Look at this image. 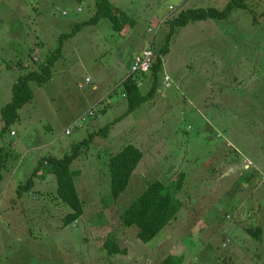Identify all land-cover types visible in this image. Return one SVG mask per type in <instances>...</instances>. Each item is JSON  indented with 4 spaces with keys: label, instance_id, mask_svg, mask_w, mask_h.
Wrapping results in <instances>:
<instances>
[{
    "label": "rangeland",
    "instance_id": "rangeland-1",
    "mask_svg": "<svg viewBox=\"0 0 264 264\" xmlns=\"http://www.w3.org/2000/svg\"><path fill=\"white\" fill-rule=\"evenodd\" d=\"M230 1L109 0L136 23L120 34L108 19H93L96 0H0V130L16 79L39 71L59 37L87 22L62 41L51 79L32 86L19 120L0 137L7 163L0 264H166L168 257L170 264H264V0H246V9L224 20L190 22L169 42L164 25L155 35L145 29L182 10H222ZM153 37L155 54L168 46L157 89L126 114L122 81L133 55ZM150 77L140 76L141 95ZM119 117L70 166L83 201L76 222L64 226L70 209L55 196V177L43 166L33 195L16 196L42 159L70 154ZM128 144L143 157L115 204L105 163ZM175 172L184 177L176 195L181 210L151 241L137 240L136 228L122 227L119 213L149 183H167ZM110 238L126 253L103 248Z\"/></svg>",
    "mask_w": 264,
    "mask_h": 264
},
{
    "label": "trees",
    "instance_id": "trees-1",
    "mask_svg": "<svg viewBox=\"0 0 264 264\" xmlns=\"http://www.w3.org/2000/svg\"><path fill=\"white\" fill-rule=\"evenodd\" d=\"M246 0H231L229 4L222 10L214 8L202 9H186L180 11L171 18H164L158 24V28L154 31V35L163 29L168 28V36L166 41H170V37L176 32L178 28L186 26L190 22L203 21L207 19L224 20L230 12L234 9H246ZM95 15L93 19L106 18L110 21L115 32L123 34L125 25L130 22L127 13H123L117 7L110 4L109 0H96ZM173 10V8L171 9ZM91 20L90 22H92ZM87 22H81L75 25L73 31L63 34L59 37V44L56 48L55 55L47 57L46 62L39 67V71H29L24 75L19 76L11 87V97L9 102L1 108V121L3 126L0 130V137L2 134L11 131L10 127L19 120V110L28 103L32 97V86H41L51 79V69L60 55L62 41L70 38L78 27H83ZM153 28V27H151ZM148 32V31H147ZM151 33V32H148ZM154 46L152 43L149 47ZM167 43L154 57L151 68L146 74H150L151 87L145 95L140 93V76L145 73H136L126 75L122 81L123 95L127 99L126 114L135 111L142 103L151 99L157 89L156 74L161 65L162 58L167 52ZM152 50V49H151ZM153 51V50H152ZM131 68V63H130ZM35 86V87H36ZM122 117L114 119L113 122L100 128L99 131L89 134L88 138L76 144L72 148L70 154H65L62 158H55L47 156L42 159L28 177L25 184L16 190V196H21L22 193H30L33 187V180L37 176L39 169L43 166L49 173H52L56 180L55 196L62 203L66 204L70 212L62 217L64 226L73 224L83 214V201L80 199L74 182V172L71 171L70 166L78 158L79 151L86 148L89 142L95 137H106L112 124L118 122ZM68 131V130H67ZM69 132V131H68ZM4 147L0 146V182L2 179V169L7 166L3 159ZM143 157V151L133 144H128L122 147L116 154L108 157L106 169L109 177V193L112 200L115 202L120 198L124 191L128 188L132 175ZM174 173L171 181L165 182L164 179L154 180L149 183L144 191L138 195L135 200L127 206V208L119 213V219L122 227L136 228V239L148 243L155 238L165 227H167L181 210L182 203L177 199V193L182 187L184 180L182 173ZM176 191V192H175ZM1 210V207H0ZM259 232V229L258 231ZM118 241L114 238L108 239L103 248L108 249L110 254H124L126 249H120ZM166 264H170V258L165 260ZM182 262V258L180 262Z\"/></svg>",
    "mask_w": 264,
    "mask_h": 264
},
{
    "label": "built area",
    "instance_id": "built-area-1",
    "mask_svg": "<svg viewBox=\"0 0 264 264\" xmlns=\"http://www.w3.org/2000/svg\"><path fill=\"white\" fill-rule=\"evenodd\" d=\"M172 9V7H169ZM158 28L157 25H155L153 28H148L147 31L154 33ZM153 51L150 47L142 50L139 54L133 55L131 59V68H130V74H136V73H146L150 70L152 61H153ZM88 81V80H86Z\"/></svg>",
    "mask_w": 264,
    "mask_h": 264
},
{
    "label": "crops",
    "instance_id": "crops-1",
    "mask_svg": "<svg viewBox=\"0 0 264 264\" xmlns=\"http://www.w3.org/2000/svg\"><path fill=\"white\" fill-rule=\"evenodd\" d=\"M170 7V6H169ZM128 15V14H127ZM154 18H152V17H150L149 18V21H151V20H153ZM164 18H160L159 20H157V24L156 23H153V24H151L152 22H148V24L146 25V32H147V29L148 28H150V27H153V26H155V25H158L162 20H163ZM136 25V23L134 22V21H130V22H128L126 25H125V27H124V29H123V34H130L131 33V30H132V28L134 27ZM148 33V32H147ZM152 43H154V37L152 38V39H150V41H149V44H148V46L147 47H149ZM146 49V48H145ZM95 88V87H94ZM26 195H28V196H30V195H33V193L32 192H30V193H26ZM38 205V204H37Z\"/></svg>",
    "mask_w": 264,
    "mask_h": 264
},
{
    "label": "clouds",
    "instance_id": "clouds-1",
    "mask_svg": "<svg viewBox=\"0 0 264 264\" xmlns=\"http://www.w3.org/2000/svg\"><path fill=\"white\" fill-rule=\"evenodd\" d=\"M170 7H171V6H170ZM169 9H170V8H169ZM170 10H171V9H170ZM162 21H163V20H162ZM162 21H161V22H162ZM161 22H160V23H161ZM160 23H159V24H160Z\"/></svg>",
    "mask_w": 264,
    "mask_h": 264
}]
</instances>
